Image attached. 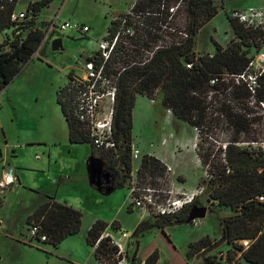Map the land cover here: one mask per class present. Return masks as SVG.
<instances>
[{
  "label": "rangeland",
  "instance_id": "rangeland-1",
  "mask_svg": "<svg viewBox=\"0 0 264 264\" xmlns=\"http://www.w3.org/2000/svg\"><path fill=\"white\" fill-rule=\"evenodd\" d=\"M29 1L31 0H18L17 7L24 8ZM213 2L218 4V0ZM126 3H131V0H53L39 14V25L44 29L45 22L54 20L56 28L67 21L85 25L89 31L59 32L55 29L54 33L44 37L41 50L38 51L39 58L33 60L24 74L10 85L0 99V156L3 158L2 166L5 169L0 171V178L9 169L19 176V181L15 180L11 187L0 186V201H3L0 207V264H97L84 239L86 228L96 221L108 225L116 221L120 225V231L111 232H116L114 236L125 234L128 264H140L154 250H157L159 255L157 264H209L205 261L206 258L215 261L218 255L229 249L222 244L206 249L191 259L186 255L189 244L205 236L211 241H219L222 219L233 214L229 208L212 202L209 193L205 192L210 179V164L222 161L221 149L233 136L221 114L222 106L218 102L208 104L205 118L196 126L198 132L195 133L194 127L177 120L172 114H167V109L160 105L158 93L151 97L137 96L134 133L140 145L133 142L131 145L141 152L152 150L156 146L161 147L173 169L165 166L163 176L139 178L137 171L141 158L145 155L139 151V159L132 161V171L124 186L105 194L93 185L97 165L91 159L90 146L69 144L67 127L56 104L57 91L67 84L70 73H84V63L97 51L110 16L122 10ZM223 6L218 8L217 15L209 25L203 27L196 35L193 50L197 55H205L213 49L210 36L215 39L227 38V41L233 37L225 10L264 9V0H223ZM178 7L181 8L182 5ZM126 14L128 18L125 20L129 25H121L119 35L117 34L118 40L114 50L118 51V57L110 65L114 71L124 66L120 57L123 56L122 53H143L145 62L150 57V52L145 46L138 48L136 41L139 37L151 45L150 32L151 35L157 36V46L170 42V30L166 24L158 23L159 30H155L146 25V15L138 17L135 14L130 15L127 11ZM172 22H177L180 30L185 29V17L182 12L175 14L172 20H167L169 25H172ZM57 38L62 40L63 50L53 52L51 41ZM5 39L4 33H0V44H3ZM261 50L264 52V45ZM130 64L134 62L131 60ZM110 78L114 79L115 76L110 75ZM222 98L223 96H218L217 101ZM227 105L237 108L235 102H226ZM251 108L254 113L250 117L259 120L251 125L250 136L261 142L264 140L262 111L259 107ZM247 141L245 136H241L235 145L249 147ZM251 147L257 148L259 145L252 143ZM100 154L101 151L97 152L96 157ZM147 155L155 157L153 154ZM48 159L49 168L46 166ZM111 175L112 172H106V176L113 179L114 176ZM131 181H134L137 187H149L153 190L155 205L165 203L178 193H189L196 187H203L204 191L198 198L201 206L198 207H206V216L197 220L196 226L180 224L166 227L165 235L159 229L153 228L134 238L132 233L143 220L137 210L131 209L126 199ZM54 193L67 200L82 214L80 233L68 237L56 249L31 238L29 230L32 225L25 224L27 216L43 202L45 194ZM149 208L153 210L151 205ZM117 225L114 226L115 229H111L116 230ZM24 231L25 238L36 241L37 247L17 244L16 239H19ZM136 245L138 251L134 262L131 258ZM217 264L228 263L222 261Z\"/></svg>",
  "mask_w": 264,
  "mask_h": 264
},
{
  "label": "trees",
  "instance_id": "trees-1",
  "mask_svg": "<svg viewBox=\"0 0 264 264\" xmlns=\"http://www.w3.org/2000/svg\"><path fill=\"white\" fill-rule=\"evenodd\" d=\"M52 1L38 0L29 3L25 9V19L13 23L10 16L15 11L18 0H0V33L12 30V36L5 35L4 43L0 44V91L12 81L42 44L45 34L35 27L36 21L40 12ZM178 3L182 7H178L175 14H184L183 31L179 29L177 22H172V25L167 23L168 9ZM146 12L150 13L145 17L146 25L159 30L158 23L166 24L170 30V42L159 47L157 36L149 32L151 45L145 43L141 37L136 41L138 48L145 46L150 52L146 62L143 53L126 52L122 53L123 56L120 55L124 66L115 71L111 70L110 65L118 57V51L114 50L110 61L105 65L107 74L115 76L116 98L112 118L115 148L99 150L91 145L81 124L72 115V94L64 86L58 90L56 100L67 123L68 141L70 144H88L92 158L101 151L97 158L102 162V173L112 172L116 179L115 187L122 188L132 171V112L137 96L151 97L158 93L160 105L170 110L177 120L192 127L199 126L204 120L208 104L218 102L233 136L221 149L222 161L210 164V179L205 192L209 193L212 202L229 208L233 214L222 219L219 241L212 242L205 236L189 244L186 255L192 258L206 249L226 244L229 246L225 259L228 264H239L234 261L238 253L239 258L249 264H264V202L256 199L264 195V159L260 148L251 147V143L260 141L250 136L251 125L259 120L250 117L254 113L251 107H257L259 101H264V73L257 79L254 102L250 99L251 94L245 84H236L233 78L243 73L249 57L262 49L264 32L248 30L238 22L229 20L225 14L233 37L224 47L211 38L213 54L197 55L193 50L195 37L218 13V6L213 0H138L133 13L143 16ZM123 18H128L126 12L111 20L107 28L109 37H114L121 25H129L127 20L122 24ZM19 26L21 27L18 28ZM91 59L96 65L101 64L96 53ZM131 60L134 64H130ZM186 65L191 67L188 69ZM218 96L223 98L217 101ZM226 102H235L237 108L226 106ZM241 136L246 137L249 147L235 145ZM164 172L165 165L160 160L147 154L142 156L137 171L139 178H156L163 176ZM192 206H201L198 198L177 214L158 215L141 221L134 229L132 237L137 238L153 228L159 229L165 235L166 227L184 224ZM128 210L131 212L130 208ZM81 219L80 211L46 197L27 216L26 225L39 227L40 234L46 237L41 244L58 248L65 239L78 234ZM114 225L115 222H112L111 227L114 228ZM106 227V223L96 221L85 236L86 245L93 249V258L99 264H110L114 255V249L108 243L109 239L101 237ZM241 240H249L246 248L240 244ZM137 251L136 245L131 258L134 262ZM158 260V251L154 250L144 259L143 264H157ZM205 261L216 264L218 258L215 261L206 258Z\"/></svg>",
  "mask_w": 264,
  "mask_h": 264
},
{
  "label": "built area",
  "instance_id": "built-area-1",
  "mask_svg": "<svg viewBox=\"0 0 264 264\" xmlns=\"http://www.w3.org/2000/svg\"><path fill=\"white\" fill-rule=\"evenodd\" d=\"M137 2L138 0H131L127 9L130 15L135 14L133 13V9ZM179 5H181V3L168 9L169 15L167 20H171ZM149 14V12L145 13V15ZM135 15L138 17L140 16L139 14ZM226 15L229 20L238 22L248 30L264 32V9H234L228 11ZM25 17V11H14L10 16V21L17 23L24 20ZM53 22L54 20L48 22L46 35L55 32V29L59 32L73 30L75 32L86 33L88 31V27L72 24L70 22H63L56 28ZM124 22L125 18H123L122 24ZM4 33H6V31ZM117 34L119 35V33ZM117 34L114 37H109L108 33H106L100 40L98 49L95 52L97 57L101 59L100 65H96L92 59L86 60L84 63V73L82 75L70 73L68 75V82L65 85V88L72 94L71 107L73 117L81 124L85 136L89 138L91 145L99 150H110L115 148V142L112 136V118L116 98L115 78L111 79L104 67L110 61L111 54L115 49L118 40ZM180 34L186 37L185 34ZM249 59L245 71L239 75L233 76V78L236 84H245L247 90L251 94L250 99L254 102L255 90L258 87L257 79L264 73V52H262L261 49L255 51ZM190 67L191 65H186V68L189 69ZM212 83L213 81H211V84ZM149 101L153 102V100L150 99ZM257 107L261 109V116L264 118V101H259ZM167 114L171 115L172 113L170 110H167ZM193 130L195 133L198 132L196 127H194ZM253 144L259 145L258 148L263 151L262 158L264 159V141ZM138 159L139 151L131 145V161ZM1 180L2 186L7 188L14 183L16 177L11 171H8L2 176ZM203 191V187H196L189 193H178V195L166 200L165 203L155 205L156 203L152 198L154 191L149 187H137L136 183L131 181V187L127 191L126 199L131 209L137 210L142 220H146L158 215L166 216L179 213L184 207L191 205L195 199L199 198ZM256 199L259 202H264V195L258 196ZM150 205L153 207V210L149 208ZM191 224L196 226L198 222L197 220H193ZM29 234L31 238H35L39 242H44L46 240L45 235L40 234L37 225L30 226ZM101 237L108 238V243L114 249L113 260L110 264H128V255L126 253L127 238L125 234L115 237L113 234L105 232ZM240 244L242 247L246 248L249 244V240H241ZM217 258L218 262L224 261L226 259V253H221Z\"/></svg>",
  "mask_w": 264,
  "mask_h": 264
},
{
  "label": "crops",
  "instance_id": "crops-1",
  "mask_svg": "<svg viewBox=\"0 0 264 264\" xmlns=\"http://www.w3.org/2000/svg\"><path fill=\"white\" fill-rule=\"evenodd\" d=\"M35 1H37V0H31V1H29V2H27V4H26V7H27V5L29 4V3H33V2H35ZM53 2V1H52ZM51 2V3H52ZM18 3V2H17ZM129 4L130 3H126V5H125V7L122 9V10H120V11H118V12H114L115 14L113 15V16H110V19H109V24H110V22H111V20L116 16V15H118V14H120V13H124V12H126L127 11V9H128V7H129ZM217 6H218V8L219 7H224L223 6V0H218V4H216ZM26 7H24V8H19V7H17V5H16V9H15V11L16 12H21V11H25V9H26ZM228 11H230V10H225V14H227V12ZM217 15V14H216ZM56 16L57 15H55V18H56ZM39 17V16H38ZM226 17V16H225ZM213 19V18H212ZM212 19L205 25V26H207V25H209V23L212 21ZM65 22H67V21H65ZM45 24H46V28L44 29V28H42V27H40V25H39V21H38V18H37V21H36V28H38V29H40V30H42V31H44V34H45V38L49 35V34H51V33H49L48 35H46V32H47V24H48V22H45ZM109 24H108V26H109ZM83 26H85V25H83ZM204 26V27H205ZM87 27V26H86ZM229 27H230V25H229ZM108 28V27H107ZM230 29H231V27H230ZM88 31H89V28H88ZM87 31V32H88ZM52 33H54V32H52ZM107 33V29H106V31H105V33H104V36H105V34ZM4 35H11L12 36V30H8V31H6V33H4ZM44 38V39H45ZM214 39L217 43H219L221 46H225V44L227 43V38H217V39H215V38H213V37H209V39ZM211 42V41H210ZM41 46L42 45H40V47L38 48V50L36 51V53H34L33 55H32V57L30 58V60L21 68V70H20V72L12 79V81L4 88V89H2L1 91H0V99L3 97V95L5 94V91H7V89H9V87H10V85H12V84H14L15 83V81H17V79L18 78H20L24 73V71L27 69V68H29V66L32 64V62H33V60L35 59V58H39V55H38V51L39 50H41ZM213 46V45H212ZM213 52H214V47H213V49L212 50H210V51H208L206 54H213ZM37 55V56H36ZM58 92V91H57ZM57 95V94H56ZM137 99L135 100V104H134V108H133V112H132V142H133V144H135V143H137V144H135V145H140L139 144V140L137 139V136H135V133H134V126H135V123H134V113H135V110H136V105H137ZM3 104V103H2ZM56 104H57V106H58V108H59V110H60V107H59V105H58V103H57V100H56ZM145 104V103H144ZM1 102H0V109H1ZM60 113H61V110H60ZM61 115H62V113H61ZM62 117H63V115H62ZM63 119H64V117H63ZM64 122H65V124H66V127H67V123H66V120L64 119ZM0 123H1V119H0ZM1 125L2 124H0V127H1ZM67 132H68V127H67ZM138 132H140V130L138 131ZM70 144V143H69ZM32 145V144H31ZM71 145H83V144H71ZM28 146H30V144L28 145ZM137 149V148H136ZM139 151H140V149H139ZM141 152V151H140ZM141 153H143V154H153V156H155L156 158H158L165 166H167V167H169L171 170L173 169L172 168V165L168 162V160H167V158L164 156V154H163V152H162V149H161V147H159V146H156V147H154L152 150H150V149H148V150H146V151H143V152H141ZM90 155H91V148H90ZM12 157H14V155H12ZM91 159H92V161L97 165V168H96V174H95V177H94V179H95V181H94V186L95 187H97V188H99V190H100V192H102V193H107V192H110V191H112V190H115V189H117V187H115V181H116V179H115V177L113 178V179H110V178H108L107 176H106V172H103L102 173V162H101V160H99L96 156L94 157V158H92V156H91ZM3 158H1V156H0V171L2 172L3 170H5L4 168H3ZM48 168H49V166H50V160L48 159V161H47V165H46ZM9 171H11L12 173H13V175L16 177V181H19V176L17 175V174H15V172L12 170V169H9ZM97 171H98V173H97ZM112 176V175H111ZM108 178V179H107ZM1 178H0V186L2 187V184H1ZM106 186H108V187H106ZM10 187H11V185H10ZM0 193H1V191H0ZM46 197L47 198H53L55 201H57V202H60V203H63V204H65V205H67V206H70V207H72V208H74V209H76L72 204H70L69 202H67V200H64V199H62V198H59L58 196H57V194L56 193H54V194H45V196H44V200H43V202L46 200ZM1 198V197H0ZM2 204H3V201H2ZM41 204V203H40ZM39 204V205H40ZM2 206V205H1ZM0 206V207H1ZM35 210V209H34ZM33 210V211H34ZM76 210H78V209H76ZM32 211V212H33ZM79 211V210H78ZM31 212V213H32ZM30 213V214H31ZM113 222H115V225H117L118 223L116 222V221H113ZM81 223H82V220H81ZM25 224H26V220H25ZM112 224V223H111ZM111 224H107V227H106V229L104 230V233L105 232H107V233H110V234H113L114 235V233H116V232H114V233H112L111 232V230L112 231H120L121 230V228H120V225L118 224L117 225V227H116V230H113V229H111ZM114 225V226H115ZM89 227L90 226H88L87 228H86V232H85V236H86V233H87V230L89 229ZM114 229H115V227H114ZM80 231H81V227H80ZM80 231L78 232V234L80 233ZM77 234V235H78ZM77 235H74V236H77ZM74 236H71V237H74ZM85 236H84V239H85ZM115 237H118V236H116L115 235ZM16 242H17V244H19V245H23V246H28V247H37V245L35 244V243H37L36 241H34V240H31V241H29L28 239H26L25 238V231L23 232V233H21L20 234V238L19 239H16ZM212 242H215V241H212ZM86 243V242H85ZM43 245H47V246H50V245H48V244H43ZM225 245V247L226 248H229V246L228 245H226V244H224ZM60 246V245H59ZM58 246V247H59ZM50 247H52V246H50ZM89 247V246H88ZM53 248V247H52ZM90 248V247H89ZM54 249H56V248H54ZM91 251H92V253H93V249L91 248ZM224 253H226V252H224ZM149 255V254H148ZM147 255V256H148ZM92 257H93V255H92ZM194 257H197V256H194ZM193 258V257H192ZM94 259V258H93ZM189 259H191V258H189ZM2 260H0V262H1ZM143 261L144 260H142L141 261V263L140 264H143ZM234 261L236 262V263H239V264H249V263H247V262H245V261H243L242 259H240L239 258V253L236 255V257L234 258ZM96 262V261H95ZM224 262H226L225 260H224ZM97 264H99L98 262H96ZM218 263V262H217ZM216 263V264H217ZM227 263V262H226ZM230 264H234L233 262L232 263H230Z\"/></svg>",
  "mask_w": 264,
  "mask_h": 264
},
{
  "label": "water",
  "instance_id": "water-1",
  "mask_svg": "<svg viewBox=\"0 0 264 264\" xmlns=\"http://www.w3.org/2000/svg\"><path fill=\"white\" fill-rule=\"evenodd\" d=\"M51 50L53 52L56 51H62V40L57 38L51 41ZM207 213L206 207H198V206H192L190 207L187 218L184 222V224H190L193 220H201L204 219Z\"/></svg>",
  "mask_w": 264,
  "mask_h": 264
},
{
  "label": "bare ground",
  "instance_id": "bare-ground-1",
  "mask_svg": "<svg viewBox=\"0 0 264 264\" xmlns=\"http://www.w3.org/2000/svg\"><path fill=\"white\" fill-rule=\"evenodd\" d=\"M228 37V36H227ZM250 50V49H249ZM212 248V247H211Z\"/></svg>",
  "mask_w": 264,
  "mask_h": 264
}]
</instances>
